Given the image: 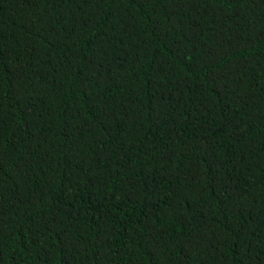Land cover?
<instances>
[{
  "label": "trees",
  "instance_id": "trees-1",
  "mask_svg": "<svg viewBox=\"0 0 264 264\" xmlns=\"http://www.w3.org/2000/svg\"><path fill=\"white\" fill-rule=\"evenodd\" d=\"M0 264H264V0H0Z\"/></svg>",
  "mask_w": 264,
  "mask_h": 264
}]
</instances>
